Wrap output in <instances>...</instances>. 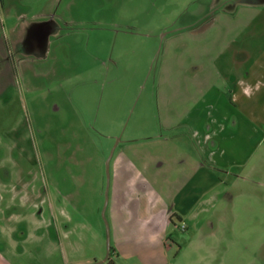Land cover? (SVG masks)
I'll use <instances>...</instances> for the list:
<instances>
[{
  "label": "rangeland",
  "instance_id": "1",
  "mask_svg": "<svg viewBox=\"0 0 264 264\" xmlns=\"http://www.w3.org/2000/svg\"><path fill=\"white\" fill-rule=\"evenodd\" d=\"M262 58L263 1L0 0L3 259L109 258L110 158L157 157L161 136L198 157L187 132L163 129L162 95L173 96L176 79L188 92V80L211 74L212 85L224 84V115L236 116L230 92ZM258 134L239 121L222 145L213 140V157L224 154V208L216 202L207 215H223L224 224L175 229L183 264L193 253L195 264L204 253L210 264H264Z\"/></svg>",
  "mask_w": 264,
  "mask_h": 264
},
{
  "label": "crops",
  "instance_id": "2",
  "mask_svg": "<svg viewBox=\"0 0 264 264\" xmlns=\"http://www.w3.org/2000/svg\"><path fill=\"white\" fill-rule=\"evenodd\" d=\"M220 28L224 32V25ZM209 75L188 80V92L182 91L181 82L176 79L173 96L162 95L163 129L181 128L180 134L187 132L198 157L178 147L175 138L165 136L158 138L157 157H111L108 221L113 248H109V258L72 264H183L185 253L172 237L175 229L181 225L224 224L223 215H207L216 202L224 208V154L213 157L214 149H218V142L213 140L222 145L224 130L246 121L259 133L258 139L253 140L260 152L258 162H264V58L254 60L230 92V102L231 98L234 102H227V106L235 110L236 116L224 115V84L218 89ZM220 78L224 82V72ZM174 101L178 105L188 104V108H175ZM248 161L250 157L242 163V169ZM255 166L249 173L256 171ZM196 254L185 256L183 260L189 261L184 264H195ZM201 257L204 264L213 259L207 253ZM0 264L9 263L0 255Z\"/></svg>",
  "mask_w": 264,
  "mask_h": 264
},
{
  "label": "flooded vegetation",
  "instance_id": "3",
  "mask_svg": "<svg viewBox=\"0 0 264 264\" xmlns=\"http://www.w3.org/2000/svg\"><path fill=\"white\" fill-rule=\"evenodd\" d=\"M46 30H49L48 28Z\"/></svg>",
  "mask_w": 264,
  "mask_h": 264
},
{
  "label": "trees",
  "instance_id": "4",
  "mask_svg": "<svg viewBox=\"0 0 264 264\" xmlns=\"http://www.w3.org/2000/svg\"><path fill=\"white\" fill-rule=\"evenodd\" d=\"M111 249H109V251H110Z\"/></svg>",
  "mask_w": 264,
  "mask_h": 264
}]
</instances>
